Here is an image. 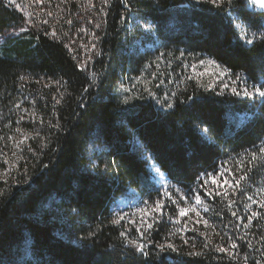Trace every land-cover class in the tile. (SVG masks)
<instances>
[{"label":"trees","instance_id":"16d2710c","mask_svg":"<svg viewBox=\"0 0 264 264\" xmlns=\"http://www.w3.org/2000/svg\"><path fill=\"white\" fill-rule=\"evenodd\" d=\"M56 3L49 23L0 50V166L11 165L0 180V264H245V256L246 264H264V208L247 199L264 198V165L248 163V153L264 141L261 99L193 78L163 90L137 83L154 96L119 91L151 67L156 50H169L167 58L207 55L261 84L264 42L246 43L264 30L261 9L250 0L220 7L203 0H110L99 11L94 44L85 31L91 17L79 18L65 0ZM25 19L19 0H0V34ZM85 52L93 54L87 64ZM23 132L29 148L15 160L12 142ZM241 158L251 171L228 198L199 187L200 174L207 179L224 162L240 177ZM152 164L203 198L213 229L208 237L197 234L191 249L161 251L168 225L162 220L145 256L128 243L136 239L123 222L113 223L120 199L158 195ZM228 199L235 204L229 207ZM246 204H252L247 211ZM253 212L261 215L249 221ZM233 241L238 259L216 250Z\"/></svg>","mask_w":264,"mask_h":264},{"label":"rangeland","instance_id":"374dc122","mask_svg":"<svg viewBox=\"0 0 264 264\" xmlns=\"http://www.w3.org/2000/svg\"><path fill=\"white\" fill-rule=\"evenodd\" d=\"M19 1L21 2V8L26 17L25 23L23 25L6 29L0 34V50L3 49L5 44L16 38H29L31 35H33L34 31L37 30V26H43L45 23H49V20H51V17L53 16L52 14H56L53 10H56V6H54V4H57L56 2H58V0H43V3H38L36 0ZM65 2L68 4H73V8H75L74 14H80L79 18L86 19L87 16L91 17L90 24L87 25L85 31L88 32L86 33V37H88L89 42L95 44L97 31L100 26L97 17L98 14H100L99 11L103 10V5L105 4L103 3V0H91V3L89 0H65ZM52 6H54L53 9ZM82 14L85 15L83 16ZM21 29H23V31H21ZM81 42L85 46V37L81 39ZM155 50L156 49H154V51ZM168 51L169 50H156L154 52L156 59L152 61L151 67L147 70L144 69V73L142 72L140 75H135V78L132 80L130 79L127 83H120V93H123L124 96H131L136 94V92L139 90H145L154 96V92L148 89L147 86L144 89L141 88V85L137 83H146L151 88L159 87L161 90H163L165 89L167 83L174 87L184 83L185 80L189 78L196 79L200 81V83L206 84L211 88L214 87L220 90H225L230 94H232L231 87L233 86L237 87L238 90L243 89L244 87H248L249 91L252 90L253 84L247 80L246 83L236 81L235 85L232 84V80H235V76L239 73L232 72L231 79H229L227 75L221 77L219 73L227 68L210 56L193 55L186 57L184 54H178L176 56H170V58H167L169 54ZM90 53L91 52H85L84 54L86 57V60H84L85 64H87V61L92 58ZM200 60H205L206 63L200 64ZM208 60H215L216 63L220 65V67L217 68L215 65L207 63ZM192 65H196V67L193 68ZM168 70H170L169 74L173 75L172 77L168 75ZM225 84H228L229 87L225 88ZM238 97L250 98L243 96ZM162 98H166V96ZM250 99L257 100L261 98L256 96L251 97ZM25 137H27V139H25ZM28 139L29 134L27 132H23L18 135V139H16V141L12 142L13 145L11 146V156L13 159L18 160L24 155L25 152H27V149L29 148L27 147ZM222 166L226 169H229L230 165L228 162H224L221 167ZM151 167L153 178L156 184L159 186L158 195L152 198H144L143 196L136 195L131 199H120L118 207L114 209L115 213L117 214V218L118 216H123L124 219L120 221H122L124 226H126L131 231V236L136 240H141L144 245L150 243V237L155 231V228H158V222H161L162 220L167 221L168 225L165 226L167 231L163 232L165 236H163L162 243H172L177 247V251H183L185 248H193V245L196 244L194 238L197 236V234L198 236L208 237L209 234H211V229H213L210 222L208 226H205L203 223H196L198 219H206L203 202L196 206L197 211L200 213L199 216H197L195 212H190L188 216L180 217L176 205L171 203V201L164 196L163 183H167V190L172 193L173 197L180 201L181 207L190 206L192 203H194L193 195L197 192L188 193L187 191L181 190L166 177V174L156 164H152ZM157 168L159 169V172L156 171ZM220 168H218V170ZM10 170L11 165L9 163H7L5 166H0V180L5 179V177L10 173ZM233 173H235V179H239L237 172L232 170L225 172V176L232 183H234ZM262 186H264V181ZM213 187L214 186L209 183L208 191H212ZM177 188L181 190L184 196L188 197L187 201L182 200L180 193L175 191ZM222 190L223 189H220V191ZM228 191L229 194L233 193L231 188H229ZM255 193L258 194L257 187H255ZM249 196H251L252 200H254V196L248 195V197ZM158 198L164 200L165 207L162 213H152L149 215L148 213H141L138 211V209L144 208L146 206L145 202H147L148 206H152L154 201ZM149 211H151V208H149ZM133 220L135 221V224L131 222ZM148 224H152L151 229L147 227ZM140 232L144 233L143 237L140 236ZM222 238H224V235ZM185 240H187L188 243H184Z\"/></svg>","mask_w":264,"mask_h":264},{"label":"snow or ice","instance_id":"6c2138e0","mask_svg":"<svg viewBox=\"0 0 264 264\" xmlns=\"http://www.w3.org/2000/svg\"><path fill=\"white\" fill-rule=\"evenodd\" d=\"M10 2L15 4V0H10ZM36 2L43 3V0H36ZM89 2L91 3V0H89ZM198 2H199V0H198ZM203 2L212 4L216 7H220L221 5H223L225 3L228 5H232L234 0H203ZM103 3H105V4L110 3V0H103ZM250 4L254 8L255 7L260 8L262 13H264V0H250ZM49 14H51V13H49ZM69 23H71V21H69ZM144 27L150 28L151 26L145 25ZM21 31H23V29H21ZM51 34L53 36L56 35L55 32H53ZM244 35L247 36L248 34L244 33ZM257 39H259L261 42H264V30L259 31V36H257L255 33H253L251 36V39H247L246 43L253 44ZM92 47L94 48L95 45H92ZM205 63H206L205 60H200V64H205ZM207 63L213 64L217 68L220 67V65L217 64L215 60H208ZM192 67L195 68L196 65H192ZM219 75L221 77L227 75L229 77V79H231L232 71H231V69H225L224 71L220 72ZM246 80H247V77H245L241 74H237L235 76V80H232V84L235 85L236 81H240L241 83H246ZM224 87L228 88L229 85L225 84ZM231 93L235 96H243V97H250V98L259 96L261 98V102L264 103V80H262L261 84H259V85H253L251 91H249L248 87H244L243 89L238 90L237 87L233 86V87H231ZM168 106L173 107L172 104H169ZM205 131H207V130L205 129ZM25 139H27V137H25ZM261 144H262V146L259 147L258 152L253 151V152L248 153V163L252 164V162H257V163H261L262 165H264V141H262ZM254 166H255V164H253V167ZM239 168L241 170L245 169V163H244L243 158H241ZM156 171L159 172V169L157 168ZM226 171H230V170L226 169L222 166L216 172L215 175H213L212 173H207L206 174L208 177L207 179L204 178L205 174L201 173L200 176L198 177V179L202 180V183H200L199 187L201 189H203L207 193L208 196H223L224 198H228V196H229L228 189L231 188L232 192L235 193L237 191L238 186L241 184V181L245 180V178L248 175V172L251 171V168L244 170L243 174L240 175L239 179H235V173H233L234 183L230 182L229 179L225 176ZM221 178H223V179H221ZM209 183H211L214 186L212 191H208V189L206 187L207 185H209ZM163 187H164V196L167 197L171 201V203L176 205V208L178 209V213H179L180 217H186L189 215L190 212H195L197 216L200 215V213L197 211V207H196L197 205H200L203 202L202 197L200 196L199 193H194V195H193L194 203H192L190 206L181 207L180 201L177 200L175 197H173L172 193L167 190V183H163ZM220 189H223V190L220 191ZM175 191L177 193H180L182 200H184V201L188 200V197L184 196L180 189L177 188V189H175ZM260 191H264V189H261ZM247 199L251 200L252 203H259L260 206L262 208H264V198H262L259 201H256V200H252V197L249 196ZM234 204H235L234 200L228 199L229 207H231ZM145 205L146 206L144 208L138 209V211L141 213H148L149 215H151L152 213H162V211L165 207L164 200L161 198L156 199L152 206H148L147 202H145ZM251 207H252V204H246L245 205V211H247V209H249ZM149 208H151V211H149ZM232 215L237 216V213L235 211H233ZM260 215H261L260 212H253L247 219L249 221H251L253 218H256ZM238 218L243 219L240 217H238ZM122 219H124L123 216H118V218L116 220H114L113 223L119 224L120 220H122ZM131 222L133 224H135L134 220ZM142 223H143V221H142ZM196 223H203L205 226L209 225V221L206 219H198L196 221ZM147 227L149 229H151L152 224H148ZM244 227L247 228L248 225L245 224ZM121 235L126 237L127 233L126 232L121 233ZM140 236L143 237L144 233L140 232ZM261 240H264V236H261ZM128 243L133 245L135 247V249L139 250L142 255H145V256L149 255V253L145 251V245L141 240H129ZM184 243H188V241L185 240ZM248 246L251 247L252 245H248ZM193 247H195V245H193ZM204 247L207 248L208 245L205 244ZM238 247H239V245L233 241L230 244V247L217 246L216 250L221 252V253H229V255L231 256L232 259H238L239 257L235 252V249H237ZM158 248L161 251H164V250H168V251H172V252L177 251V247L175 245H173L172 243L159 244ZM230 249H231V251H230ZM188 255L201 256V255H203V253L202 252H190V253H188ZM247 259H248V257L245 256L244 257L245 264L247 262Z\"/></svg>","mask_w":264,"mask_h":264}]
</instances>
